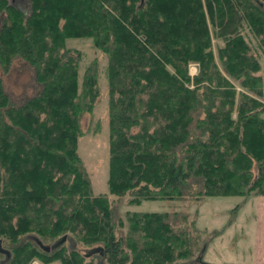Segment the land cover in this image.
<instances>
[{"label":"trees","instance_id":"16d2710c","mask_svg":"<svg viewBox=\"0 0 264 264\" xmlns=\"http://www.w3.org/2000/svg\"><path fill=\"white\" fill-rule=\"evenodd\" d=\"M0 13V63L19 55L42 84L13 105L0 80V264H202L194 216L119 207L264 197V0H29L27 14L0 0ZM76 38L107 56L109 195L77 151L99 88Z\"/></svg>","mask_w":264,"mask_h":264},{"label":"rangeland","instance_id":"374dc122","mask_svg":"<svg viewBox=\"0 0 264 264\" xmlns=\"http://www.w3.org/2000/svg\"><path fill=\"white\" fill-rule=\"evenodd\" d=\"M25 14L29 12V0H9ZM1 17V13H0ZM1 23V19H0ZM211 28V26H210ZM243 31L251 40L249 29L244 27ZM212 34V48L218 61L217 48L223 45V40ZM252 45L257 43L252 42ZM67 48L72 53L79 52V74L82 75L86 67L93 61L96 65L98 75V97L93 109L82 115L80 119L81 135L78 138L77 151L88 172L94 194L108 193V158H109V129H108V83H107V56L96 49L90 39L76 38L66 41ZM259 58L262 62L261 74H264V52H260ZM199 71L197 63L188 65V72L193 77ZM81 79V78H80ZM0 80H2L4 92L8 95L10 103L20 105L26 99L41 90V83L35 78V72L30 63L19 55L13 56L8 67L0 63ZM235 85L240 89L239 84ZM260 99L264 102V96ZM115 200V196H109ZM125 198L119 207V213L124 215L126 211L132 212H172L180 211L189 213V218L195 217L196 226L204 231L203 238L207 239L205 261L217 260L223 252L231 255L237 250L244 255L241 261L250 263L252 258L248 257L249 246L254 239L255 223L263 222L264 214L259 211L261 200L264 197L250 196L244 200L242 196H206L199 201L187 200H144L141 203L129 204ZM238 206V208H236ZM230 223V224H229ZM221 232L212 236V232ZM8 240V239H6ZM67 247L74 246L72 240L65 242ZM30 264H61L59 260L42 262L39 258H32Z\"/></svg>","mask_w":264,"mask_h":264},{"label":"crops","instance_id":"0c3cea01","mask_svg":"<svg viewBox=\"0 0 264 264\" xmlns=\"http://www.w3.org/2000/svg\"><path fill=\"white\" fill-rule=\"evenodd\" d=\"M261 204L262 205L259 206V211H261L262 207V212L264 214V200H261ZM254 223L256 224L254 231V239L252 240L248 250V257L252 258L250 263H245V261H241L244 255L238 253L237 250L235 252H232L231 255H226L222 252L219 256V259L205 261L204 256H206L205 252L207 247L203 253L202 260L210 264H264V221Z\"/></svg>","mask_w":264,"mask_h":264},{"label":"water","instance_id":"95a60500","mask_svg":"<svg viewBox=\"0 0 264 264\" xmlns=\"http://www.w3.org/2000/svg\"><path fill=\"white\" fill-rule=\"evenodd\" d=\"M258 4H259L260 6H262V3H261V2H258ZM64 240H65V236H63V238H62V240H61L60 242H57L56 244H54V246H52V248L57 247V246H58L60 243H62ZM47 250H49V248H47ZM0 253L6 255L5 260H8V259H9V257H10V252H9L8 250H6L5 248H3V247L1 246V243H0ZM202 264H210V263L203 262Z\"/></svg>","mask_w":264,"mask_h":264}]
</instances>
